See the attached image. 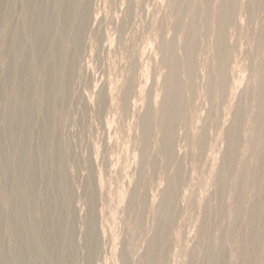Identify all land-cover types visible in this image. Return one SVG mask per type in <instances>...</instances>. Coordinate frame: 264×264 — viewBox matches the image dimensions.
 I'll return each mask as SVG.
<instances>
[{"label":"rangeland","instance_id":"obj_1","mask_svg":"<svg viewBox=\"0 0 264 264\" xmlns=\"http://www.w3.org/2000/svg\"><path fill=\"white\" fill-rule=\"evenodd\" d=\"M175 2L92 0L93 23L87 29L81 56L73 68L68 98L58 121L57 139L72 192L69 195L71 217L61 225L58 250L51 256L60 253V246H65L70 248L65 255L67 261L74 260L75 264H146L161 217L163 195L178 172L173 216L165 228V258L160 264H212L220 246L224 245L223 238L229 234L231 239L226 240L221 251L226 253L225 264H238L234 255L244 231V207L259 198L260 186L248 185L244 194L235 199L237 182L231 170L227 192L221 201L219 183L238 107L258 95L255 73L263 58L264 5L260 7L258 1L252 0L248 10L249 0H236L235 17L225 31L230 48L228 88L221 94L214 88L216 9L220 0L213 1L209 17L196 4L201 12L197 10L199 37L194 56L195 74L187 90L183 85L189 82L187 74L180 76L185 88L181 99L184 110L174 129L175 159L167 163L161 148L162 132L157 126L165 102V82L171 72L167 53L172 45L179 66H184L185 29L190 23L186 14L178 19L180 13ZM23 11L22 1L15 0L12 19L16 25L22 23ZM6 36L9 38L0 25V101L5 100L2 88L8 71L1 63ZM127 86L131 90L127 105L123 106ZM105 95L106 100L101 101ZM14 105V101L0 105V115L11 113ZM150 111L152 128L149 144L145 145L143 121ZM248 117L242 129L247 128ZM261 130L260 135L264 136V124ZM251 134L248 130L244 142L250 140L251 144ZM201 136L205 145L199 150L197 143ZM36 139L38 143V136ZM243 149L244 144H240L236 169L241 162L256 165L252 154L249 151L245 154ZM8 215L2 211L1 223L7 221ZM236 219L239 227L233 231ZM51 221L46 214V228ZM90 223L96 229L95 243L88 237ZM72 231L74 245H68L67 235ZM3 236L7 237L2 248L13 251L16 242H10L8 235ZM20 237L25 236L20 233ZM27 256L35 261L34 257ZM3 260L6 261L1 255L0 264L8 263ZM8 264L20 263L10 259Z\"/></svg>","mask_w":264,"mask_h":264},{"label":"bare ground","instance_id":"obj_2","mask_svg":"<svg viewBox=\"0 0 264 264\" xmlns=\"http://www.w3.org/2000/svg\"><path fill=\"white\" fill-rule=\"evenodd\" d=\"M21 1L24 7L20 15L22 23L16 25L12 19L15 0H0V25H3V31L9 37L6 36L5 53L1 58V63L8 71L2 88L5 100H1L0 105L6 106L13 101L15 104L11 113L0 115V214L2 211L9 214L6 222L0 221V257L4 256L8 263L13 259L20 264H75L74 260L67 261L65 257L69 247L60 246V253L51 256L56 249L58 250L56 244L58 240L60 241L61 225L66 221L69 222L71 217L69 195L72 192L65 174L57 130L62 107L68 98L73 68L81 56L87 29L93 23L92 0ZM175 1L177 6H174L180 13L178 19L186 14L190 23L188 22V29H185L184 66H179L172 45L167 53L171 72L165 82V102L161 106L157 124L162 132L161 148L167 163L175 159L174 129L184 110L181 100L184 86L186 90L189 89L195 74L194 56L199 37L197 10L201 12V8L196 4L203 7L204 15L209 17L214 0ZM249 1L248 10L252 0ZM254 1H258L260 7L264 5V0ZM235 4L236 0H220L216 9L217 73L215 72L214 88L221 94L228 88L227 62L230 48L226 43L225 31L235 17ZM261 44L263 58L255 73V92H258V95L249 103L238 107L237 118L229 133L230 148L226 154L225 168L219 183L218 195L221 201L224 200L227 192L231 170L237 182V189L233 192L235 199L244 194L248 185L258 183L260 186L259 198L244 207L246 213L244 231L236 243L237 253L234 255L238 264H264V136L260 135L263 133L261 129L264 124L262 121L264 119V36ZM183 73L187 74L189 80L183 82L184 86L180 80ZM130 90L131 87L127 86L122 98L123 106L127 105ZM104 100L106 95L101 97V101ZM150 114L151 111L143 121L142 140L145 145L150 141L152 128ZM246 116H249V124L247 119V128L242 129L241 125ZM248 130L249 134L253 132L251 144L250 140L244 142ZM202 136L204 137L205 134ZM202 136L197 143L199 150L205 145ZM240 144H244L245 154L248 153L247 151L252 154L256 165L253 166L246 161L241 162L240 165L238 163V169L235 168ZM145 153L146 148L143 147V156ZM179 179L180 174L177 172L163 195L161 217L156 236L151 241L146 264H160L165 258V228L171 223L172 202L177 193ZM239 208L241 209L242 206L239 205ZM46 214L53 220L48 228H46ZM214 224L215 222L211 223ZM233 225V231L237 230L238 219ZM20 233L25 237H20ZM3 235H8L10 242H16L13 251L4 249V246L2 248L3 240L7 237ZM229 235L223 238L224 245L220 246L221 250L225 247L226 240L231 239ZM67 236L68 245H74L73 231ZM88 237L93 243L97 240L93 223H90ZM16 249L22 250L20 254ZM221 250L217 252L212 264H225L226 253ZM27 255L34 257L35 261ZM6 261L1 262L7 263Z\"/></svg>","mask_w":264,"mask_h":264}]
</instances>
